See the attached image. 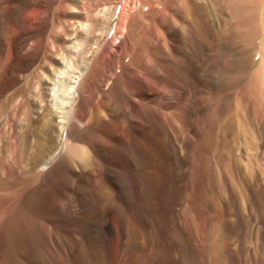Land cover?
Returning <instances> with one entry per match:
<instances>
[{
	"label": "rangeland",
	"instance_id": "374dc122",
	"mask_svg": "<svg viewBox=\"0 0 264 264\" xmlns=\"http://www.w3.org/2000/svg\"><path fill=\"white\" fill-rule=\"evenodd\" d=\"M113 1L101 0L94 8L101 14L103 10L109 17ZM246 1L252 3H248L251 11L257 15L258 11L261 13L263 4L257 6L252 0ZM215 5L218 20L222 24L228 23L227 26L230 24V31L236 30L238 23L237 20L234 22V10L220 2ZM169 23L173 29L165 31L163 47L167 41L173 44L182 42L180 28L172 19ZM246 40L238 38L234 32L228 37L226 41L232 49L229 63L219 48L222 42L216 41L218 49L214 48L211 53L202 49L195 61L197 79H193L194 87L189 82H182L174 73L165 75L169 79L165 80L166 84L174 86L166 89L168 85L164 84L162 87L168 90L170 99L173 96L168 93L171 88L181 96L180 101H174L183 105L180 113L162 110L155 116L144 111L143 115L136 114L139 119L133 112L128 114L127 121L131 124L128 121L129 125H125V133L132 140H140L142 145L148 144L149 163L129 160L133 157L129 146H126L129 149L127 153L108 146L101 147L96 155L91 146L79 144V151L84 155L79 152L81 157L77 160L73 156L71 170L65 171L57 166L64 152L52 161L49 157L62 145L59 133L64 124L63 102L67 94L61 93V88L57 97L49 98L57 131L52 132L50 145L44 147L39 144L42 133L27 135L26 131L33 125L38 111L30 109L29 117H21L23 122L16 120L15 132L8 133L4 126L6 102L25 82L24 76L34 72V67L20 70L21 82L12 86L8 81L0 80V87L5 89V93L0 95V157L9 156V162L17 155L21 161H26L23 165L18 163L21 168L17 165L13 168L15 180L17 177L26 178L23 180L26 182H20V186L16 184L19 187L14 186L12 190L14 193L17 189L24 191H19L20 195L15 193L18 196L14 195L17 197L11 198V202L9 198L4 199L5 206L0 204V215L7 208L5 215L16 213L13 211L15 206H12L16 200L23 204L16 206L20 223L16 222V227L10 230V242L0 234L2 264H9V261L11 264H264V28L253 40ZM75 43L69 45L75 46ZM149 50L155 59L162 57L153 45ZM207 56L210 57L209 63ZM14 57L15 65L18 62L20 66L18 55ZM4 58L5 54H1L0 68ZM67 62H70L66 66L71 80L79 69L73 55ZM146 64L151 72L161 69L157 63L146 61ZM119 84L117 88L121 90V81ZM101 110V116L108 120V112ZM39 112L42 113L43 108ZM176 115H182L181 120ZM105 130L111 131L112 127L107 126ZM115 139V143L127 144ZM9 144H12V149ZM13 176L10 182H14ZM27 182L31 184L28 186ZM93 184L95 188L91 189L97 191L87 190L89 185L94 187ZM26 192L32 193L33 199ZM113 198L118 202L117 211ZM28 205L31 210L25 208ZM20 212L26 213H23L24 221ZM23 226L24 231L20 230ZM19 231H22L21 235ZM17 234L25 238L16 241L17 244L11 243L13 238L19 239ZM211 247L217 251L214 253ZM18 250H22L21 253ZM1 253L3 257L8 253L11 255L2 259ZM13 258L17 261H12Z\"/></svg>",
	"mask_w": 264,
	"mask_h": 264
},
{
	"label": "bare ground",
	"instance_id": "6f19581e",
	"mask_svg": "<svg viewBox=\"0 0 264 264\" xmlns=\"http://www.w3.org/2000/svg\"><path fill=\"white\" fill-rule=\"evenodd\" d=\"M99 1L101 0H0V55L5 54L0 68V80L8 81L10 86H12L21 82V77L19 76L20 70L27 71L33 67L36 70H34V72L32 71V74L24 76L25 82L22 86H19V89H17L6 102V122L4 126H6L5 128H7L6 130H8V133L10 131L15 132L14 128L16 126L14 122L16 120L22 121V116L29 117L27 113H29L30 109L38 111V114L36 112L37 117L34 118L33 125H30L26 129L28 134L25 131L24 134L26 133L29 135L32 133L34 135L35 133H42L43 138L40 143L37 140V143L46 147L50 141H52V132L56 130L54 118L49 106V98L57 97L58 92H61L62 88L61 93L67 94L66 101L63 102L65 105L64 117L62 116V118H64V124L59 133L62 145L56 153H52L53 155L51 154L49 160L52 161L54 158L61 155V152H64L57 166L62 167L68 172L71 170L72 163L74 162L73 158L77 160V158L81 157V154H83L79 151V144L91 146L90 148H93L92 150L96 152V155H98L97 153L101 147L108 146L120 152H126L128 149L126 146H129L132 150V152H130L133 154V157L128 158L127 155L124 157H127L129 160L131 159L133 162H148V152H146L148 144L142 145L140 144V140L139 142L135 141L136 139L132 140V138H128L125 133V125H129L127 124L129 121H127L128 114L133 112L135 115H143L144 111H146V113L149 111L156 116L162 113V110H166L169 113L171 111L180 113L183 105L180 106L176 104V102L181 100V96L179 97L178 93L176 94L175 92L176 90L172 91L171 88L168 93H172L173 96L171 99L168 97V90L166 91V89L174 85L171 86L170 81V84H166L165 80L169 79L165 75L174 73L182 82H189L192 87H194L193 79L197 76V68L195 67L197 65H195V61L202 49L211 53L214 48L215 50L218 49H216L218 41L222 42V44L219 42L221 44H219V48L223 52V58L227 62L229 61L228 59L232 49H229L226 40L233 35V32L238 38L247 39L246 42H249L260 33L262 27L264 28V6H261L262 11L261 13L258 11L259 15H257L248 8V5L252 3L246 0H114L109 7L112 9V13L109 17L106 16L107 13L105 14L103 10L101 14L100 10L94 8L95 4ZM252 1L254 2L253 5H264V0ZM218 2L222 3L224 6H228L230 10H234L233 14L236 17L230 14L235 17L234 22L237 20L238 28L236 30L230 31L228 29L230 24L227 26L228 23L225 22L222 24L221 21L218 20L219 17L215 15L214 12L216 10L214 9V6H216L215 3L218 6ZM171 19L174 20L178 29L180 28L179 30H181L180 35L182 42L173 44L172 42L167 43V41L165 47H163L162 43L165 40V31L173 29L169 23ZM214 41L215 45L213 44ZM74 42H76V45L72 46ZM71 43L72 45H69ZM152 45L157 52L159 51V54L162 56L161 58H154L153 53L149 50ZM73 49H76V51L72 52ZM22 53L23 56L21 57ZM178 54L181 55L178 56ZM15 55L19 57L20 66L18 62L17 66L15 65ZM72 55L76 59L79 73L69 80L70 77L68 75L67 66H69L70 62H67V60L69 56ZM204 57H206V55ZM207 58L208 60L205 59L209 63L210 57L207 56ZM200 59L201 58H199V60ZM205 59L204 62L207 63ZM146 61L147 63L149 61V64H159L158 68L161 67V69L157 72H151L150 67L148 69L146 66ZM204 64L201 65L203 66ZM120 81L122 83L121 90L117 88V86L121 85L119 84ZM225 81L227 82V78ZM70 84H72V86L68 87ZM164 84L168 85L166 89L164 88L165 90L162 87ZM187 85L189 86L188 83ZM107 86L110 87L106 89ZM175 86L177 87V84H175ZM4 93L5 89L0 87V95ZM42 108L43 112L40 113L39 111ZM101 109L108 112V120H105L107 118L106 116L105 119L101 116ZM183 112L185 113V108ZM142 115H140V117ZM178 115L176 116L178 117ZM138 116L136 115V119H139L137 118ZM147 116H149V114ZM169 120L171 119H168V121ZM129 123L131 124V121H129ZM107 126L112 127V130L106 131L105 129ZM12 134L10 133V135ZM88 136L91 138H88ZM22 138L24 139V137ZM115 138L120 139V142L126 141L127 144L115 143ZM9 142L12 143V141ZM9 146H11L12 149V144H9ZM14 147L16 148V146ZM102 149L101 151H104V148ZM17 152L19 154L21 151ZM79 152H81V154H79ZM5 157H0V204L4 206L7 198H9V202H11V198L20 195L18 194L20 190L16 188L18 190H15L17 195L12 189L19 187L21 185L20 182H26L23 181L26 178L21 179L17 177L15 180L16 176H13V174H16V172L14 173L13 171L15 170L13 169L14 166L17 165V167H19L18 163L21 165L25 164V159L21 161V158L16 155V157H13L12 160L10 159L11 161L8 162L9 156L7 158ZM85 157H87V155ZM64 170L61 169V171ZM143 174L146 176L145 173ZM12 176L14 177V179H12L14 182H10ZM91 177L94 178V176ZM18 178L20 180H17ZM93 183L95 182L93 181ZM16 184L20 185L16 186ZM28 184L30 185L31 182H27L26 185ZM8 186L10 187L8 188ZM89 187L90 189H87L86 186L85 190L92 191L93 189H91V187L95 188V185L94 187L89 185ZM21 191L19 193H21ZM26 194L29 193L26 192ZM30 194L28 197H31ZM85 194L86 193H84V195ZM81 196L83 197V195ZM21 198L23 199V197ZM16 201L12 203V206L16 207L17 204H19L18 207H20L22 203H17ZM29 201L30 200L27 202L30 203ZM31 203L32 206H34L33 202ZM113 203L117 211V208L119 209L118 202L114 200ZM9 204L10 203H8V205ZM24 205H27V203ZM29 205L25 208L31 210ZM36 206L38 207L39 204ZM15 207L13 211L18 213L16 211L18 208ZM7 209L6 211L4 209L3 215H0V234L2 233L3 237L10 242V230L14 228L16 222L18 224L20 222L17 220L19 216H17L18 214L16 215V213L12 212L11 214L7 213V215L10 214L8 216L5 215ZM119 211L117 212L118 214ZM122 212L124 213V211ZM23 213L24 212H20L19 214L20 216L22 215V221L25 220L23 218ZM24 214L26 215V213ZM24 226L21 227L20 230L23 229L22 231H24ZM16 232L17 231H15V234ZM21 232L19 235L22 234ZM24 234L26 233L23 232V236H25ZM16 236H18V234ZM23 236L21 237L24 239L25 237ZM18 238L19 239L16 240L13 238L14 241H11V243L19 241L20 239L22 240L20 236H18ZM11 243L10 245L14 244ZM17 243L18 242H16V244ZM19 246H21V243ZM14 249H16V247ZM14 249L12 251H14ZM6 250L5 251L8 252V249ZM10 251L11 250H9V252ZM20 251L18 250V252ZM212 251L215 253L217 250L213 248ZM18 252L16 251V253ZM8 254H5V256L7 255L6 257H8ZM12 254H14V252ZM1 255V258L4 259L5 256L3 257L2 253ZM15 256L16 254L13 255V257ZM10 258L12 257L10 256ZM7 260L9 261L10 259ZM11 260L17 261V259L14 258ZM0 264H2V260ZM3 264L7 263L5 262ZM9 264H11L10 261ZM14 264H16V262Z\"/></svg>",
	"mask_w": 264,
	"mask_h": 264
}]
</instances>
